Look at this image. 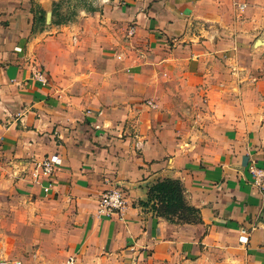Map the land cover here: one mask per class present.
Instances as JSON below:
<instances>
[{"label":"crops","instance_id":"1","mask_svg":"<svg viewBox=\"0 0 264 264\" xmlns=\"http://www.w3.org/2000/svg\"><path fill=\"white\" fill-rule=\"evenodd\" d=\"M47 155L45 195L30 168ZM251 165L264 0H0V264H264ZM167 179L197 222L139 207ZM114 185L124 212L100 215Z\"/></svg>","mask_w":264,"mask_h":264},{"label":"built area","instance_id":"2","mask_svg":"<svg viewBox=\"0 0 264 264\" xmlns=\"http://www.w3.org/2000/svg\"><path fill=\"white\" fill-rule=\"evenodd\" d=\"M128 32L129 35L134 34L135 28L130 27ZM33 76L40 84L45 85L47 83L46 78L40 71L34 72ZM59 164L60 159L58 155L44 157L41 160L32 163V167L30 168L31 181L33 184L42 186V191L45 195H48L52 190L53 178ZM250 173L255 185L261 186L264 184L263 169H258L254 165H251ZM125 206L126 200L123 190L119 186L114 185L105 190L100 196L97 211L100 215H116L120 217L124 212ZM72 262V259H69L68 263Z\"/></svg>","mask_w":264,"mask_h":264},{"label":"trees","instance_id":"3","mask_svg":"<svg viewBox=\"0 0 264 264\" xmlns=\"http://www.w3.org/2000/svg\"><path fill=\"white\" fill-rule=\"evenodd\" d=\"M147 200L148 202L158 201L161 206L160 213H162L160 217L169 222H174L169 219V216L177 214V212L188 213L193 217V220H190L187 216L181 215L182 217L179 218L181 223L198 221L197 210L187 205L183 194V187L177 180L156 181L149 190ZM140 204L141 206L147 205V203Z\"/></svg>","mask_w":264,"mask_h":264},{"label":"rangeland","instance_id":"4","mask_svg":"<svg viewBox=\"0 0 264 264\" xmlns=\"http://www.w3.org/2000/svg\"><path fill=\"white\" fill-rule=\"evenodd\" d=\"M79 1V0H78ZM65 5H61V7L59 9H57V14H64V13H68V10L65 9ZM58 15H55L53 16V20L55 21L56 19H58ZM135 35L132 34V35H129V32L127 30V33H126V37L128 39L132 38L133 36ZM49 155L45 156V157H48ZM44 158V157H43ZM155 184V181L153 183H151L149 185V188H148V193H149V190L150 188ZM148 193H147V196L142 200V201H139L137 204L139 205V207L143 208V209H147L148 212L152 213L155 217H160L162 213L161 212V206L159 205L158 201H151V202H148ZM140 203H147V205H144V206H141ZM156 205V207H155ZM181 215H184L185 217L187 216L188 219L190 220H193V217L191 215H189L188 213H183V212H177V214H172L171 216H169V219L171 221H174V222H178V223H181L180 221V217H182Z\"/></svg>","mask_w":264,"mask_h":264}]
</instances>
